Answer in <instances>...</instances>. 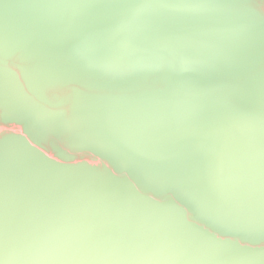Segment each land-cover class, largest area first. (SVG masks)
Listing matches in <instances>:
<instances>
[{
    "label": "water",
    "instance_id": "water-1",
    "mask_svg": "<svg viewBox=\"0 0 264 264\" xmlns=\"http://www.w3.org/2000/svg\"><path fill=\"white\" fill-rule=\"evenodd\" d=\"M44 2L0 0V37L15 51L0 59V173L7 166L14 208L22 209L28 185L64 192L55 203L37 202L41 223L60 214L82 215L86 208L80 231L58 239L54 247L90 240L88 229L101 215L110 217L107 230L123 233L126 244L142 247H174L181 239L210 241L223 235L225 218L211 202L209 175L221 165L225 187L247 203L252 179L248 135L254 129L258 150L264 121V0H220L239 7L218 23L169 20L184 31L161 33L159 39L183 36L216 58L196 71L167 75L188 90L185 102L159 96L127 100L119 98L116 89L110 97L74 98L81 107L104 106L105 117L89 124L77 121L68 104L34 102L32 88L52 68L53 52L71 54L63 42L69 30L79 39L95 38L100 29L119 24L113 15L117 5L139 0H84L92 6L76 10L75 18L72 9L37 7ZM65 91L47 89V95L55 99ZM138 123L156 124L159 134L151 139L133 134ZM124 219L141 221L145 228L137 231ZM237 242L251 245L250 253L258 254L264 233L258 227L236 230L224 237L222 246L231 248Z\"/></svg>",
    "mask_w": 264,
    "mask_h": 264
},
{
    "label": "snow or ice",
    "instance_id": "snow-or-ice-1",
    "mask_svg": "<svg viewBox=\"0 0 264 264\" xmlns=\"http://www.w3.org/2000/svg\"><path fill=\"white\" fill-rule=\"evenodd\" d=\"M92 5L84 0H46L37 7L51 10H80ZM239 5L220 0H139L117 5L113 15L119 24L110 29H100L95 38L79 39L69 30L63 42L71 48L64 57L59 51L52 53V68L40 75L32 88L31 99L38 104H68L74 118L84 124L99 122L105 117L103 105L87 108L75 105L74 98L82 96L110 97L119 90V98L159 96L183 103L188 90L166 77L170 73L190 72L209 66L216 59L211 53L187 43L185 37L174 35L159 39L161 33H178L183 28L168 23L181 19L193 25L218 23L232 15ZM202 34V33H201ZM193 34V39L196 37ZM15 54L7 40L0 37V59ZM139 74H148L140 80ZM98 77L97 80L89 79ZM63 88L66 91L55 99L49 98L47 89ZM55 114V112H54ZM7 113H3V118ZM234 131L235 126L230 125ZM133 134L151 139L159 134L156 124L138 123ZM247 159L252 172L248 185L247 203L243 204L235 190L229 191L223 181V168L216 165L209 175L210 199L213 207L224 215L223 227L227 230L210 241L193 238L176 246L156 244L142 247L123 242L124 234L117 235L105 228L110 217L102 216L88 229L92 238L68 247H54L60 238H71L80 231L82 215L60 214L47 223L37 215L38 201L56 200L64 196L63 190L34 189L28 185V196L22 209H15L13 180L7 166L0 173V264H264V245L258 254L250 253L238 242L224 248L225 236L236 230L259 228L264 233V121L261 123L259 148L254 129L249 131ZM258 181V182H257ZM22 219L18 220V214ZM137 231L145 227L135 219L122 220ZM22 234V239H21ZM169 235L168 233H164Z\"/></svg>",
    "mask_w": 264,
    "mask_h": 264
}]
</instances>
